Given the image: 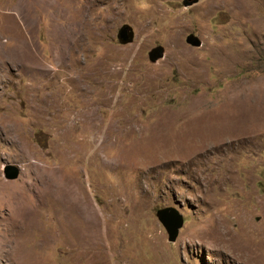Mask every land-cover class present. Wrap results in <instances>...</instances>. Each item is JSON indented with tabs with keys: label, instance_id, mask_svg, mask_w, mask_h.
Listing matches in <instances>:
<instances>
[{
	"label": "rangeland",
	"instance_id": "374dc122",
	"mask_svg": "<svg viewBox=\"0 0 264 264\" xmlns=\"http://www.w3.org/2000/svg\"><path fill=\"white\" fill-rule=\"evenodd\" d=\"M183 1L0 0V264H264V0Z\"/></svg>",
	"mask_w": 264,
	"mask_h": 264
},
{
	"label": "water",
	"instance_id": "95a60500",
	"mask_svg": "<svg viewBox=\"0 0 264 264\" xmlns=\"http://www.w3.org/2000/svg\"><path fill=\"white\" fill-rule=\"evenodd\" d=\"M183 6L190 4L188 1H183ZM133 31L130 26L123 24L117 32V39L120 43H127L132 40ZM185 42L191 46H198L200 44L199 39L196 35L188 33L185 36ZM163 54V47L157 45L152 47L147 52V57L150 61L154 62L156 59L160 58ZM18 167L13 164H7L3 166V177L6 179H14L18 175ZM156 219L159 221L161 226L164 228L167 240L172 242L175 240L178 229L182 225V216L178 210L173 206H164L158 208L155 212Z\"/></svg>",
	"mask_w": 264,
	"mask_h": 264
}]
</instances>
